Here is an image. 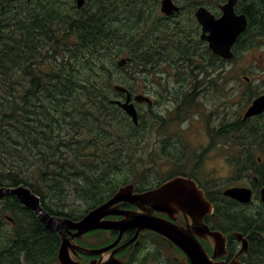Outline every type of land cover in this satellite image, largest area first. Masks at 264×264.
I'll return each mask as SVG.
<instances>
[{
	"label": "trees",
	"instance_id": "obj_1",
	"mask_svg": "<svg viewBox=\"0 0 264 264\" xmlns=\"http://www.w3.org/2000/svg\"><path fill=\"white\" fill-rule=\"evenodd\" d=\"M174 1L180 7L173 14L180 16L175 23H170L172 15H161L159 0H86L80 8L76 0H0V186L24 184L50 214L78 220L120 185L148 180V167L157 161L145 151L144 109L136 106L135 125L111 102L115 84L130 85L124 74L116 77V61L127 53L132 72H143L148 64L168 65L179 70L177 80L203 72L213 74V85L222 84V64L248 47L247 37L264 35V0H240L247 27L233 46V58L221 59L207 44L199 46L193 7L214 8L217 15L224 0ZM263 86L245 82L248 102ZM227 133L241 149L229 159L242 175L251 171L257 187L264 184L259 172L264 168L259 157L264 112L214 131L211 147ZM217 191L221 200L214 202L215 219L235 206L245 210ZM70 198L84 207H69ZM5 214L11 217L9 229L3 226L10 220ZM0 238V264H58L55 233L13 195L0 200Z\"/></svg>",
	"mask_w": 264,
	"mask_h": 264
},
{
	"label": "flooded vegetation",
	"instance_id": "obj_2",
	"mask_svg": "<svg viewBox=\"0 0 264 264\" xmlns=\"http://www.w3.org/2000/svg\"><path fill=\"white\" fill-rule=\"evenodd\" d=\"M238 2H240V0H236L235 10L238 13H241L238 9ZM220 14L221 12L219 9V14L215 15L219 16ZM199 30H201V27H199ZM198 38L201 41V44L199 45L204 47V44L206 43L201 40L200 33L198 34ZM190 58L193 59L192 57ZM186 60L189 61L190 59L186 58ZM179 62L182 64V58L178 60V63ZM168 71L169 69H165L163 66L158 67L156 65L153 66L148 64L143 71V82L141 86L125 85L132 98L135 94L141 92L150 100L141 103V105L144 106L145 135L146 132H149L151 129L157 130L159 127V132H163V123L166 122L165 116H169L167 121L173 117L176 122H186L192 115L199 113L201 110L195 109V106L193 105L195 98L205 97L212 89L213 74H209L205 77L203 72H201L198 78L186 76L183 81L182 78L177 80L176 76L179 74V70H175L172 72L173 75H175V78L173 79L171 77V80H167L166 84L164 82L165 72ZM152 73L158 75L152 76ZM188 79H190L189 82ZM195 80H199V83L193 84ZM126 97L127 92L115 91L113 100L118 99L123 101ZM157 105H159L158 109H156ZM202 116L204 117V121H206L202 134L206 137V139L209 137L208 144L204 148L208 149L212 145L214 131L220 129L223 131L226 130L229 124L228 115L225 111H223L221 119L219 117L214 119V116L206 119L207 115L205 113L199 115L200 118ZM253 118L254 116L248 118L247 121ZM221 139L222 143H225V135H223ZM159 144V152L162 153L164 159L157 161L154 166H149V171L146 173L148 178L147 181L140 183L136 180L130 183L133 185V194H141L155 189L176 177H182L191 182H195L198 189H201L205 193L206 200L209 203L211 202L212 207L210 212H206L203 215L202 224L207 226L210 231H219L225 237L224 244L222 245L220 242H216L212 236L200 235V229L197 226H195L194 229L192 228L193 224L196 225L192 216L185 213L182 207L175 205L170 201H168L169 204H163L161 207L166 211L154 210L150 205L146 204H143L141 207L136 203L130 202V200H121L117 202L114 204L113 210L123 212L133 211L139 213L149 212L163 223L166 222L171 224L176 230L188 233L193 232L192 236L199 241L201 247L204 249L207 257L211 261V264H230L236 260L243 264H264V220L259 219L260 217L252 219V217L247 213L239 212L234 208H229L231 213L223 212L218 219H215L214 202L221 200L219 192H216V189L212 187L208 188V186L198 177L194 170L196 163L194 165H190V159H181L183 156L182 149L191 147L194 150V148L183 140L182 135L163 137L160 139ZM175 147L179 148V150ZM193 153L188 152L184 155V157L189 158ZM194 155L195 153L193 156ZM186 164L187 171L184 169ZM173 165L174 173L172 175H163L168 174ZM259 172L261 176L264 177V171L260 169ZM150 177L161 178L162 181L159 183L151 182ZM206 182H208V180H206ZM147 184L152 185L148 186ZM257 185L258 179L257 177H254L252 181L238 186L251 188L252 197L253 199H256L257 196L255 190H258L259 198L260 189L264 186V184H261L258 187ZM205 187L208 191H206ZM113 194L102 202L111 198ZM258 198L252 206L254 205L258 209L261 208L264 210V205L258 200ZM237 205H242V203L238 202ZM255 210L256 215H264L262 210ZM122 218V214H108L104 217L106 220L114 221ZM220 227H223L226 232L222 231ZM228 229H230L229 233ZM51 231L54 232L58 238V251L61 238L55 231ZM69 231L70 233L68 234V237H70V234L74 233V230ZM235 231L241 233V238H246L247 241V250L239 255L238 252L241 247V241L232 236V232ZM96 233L99 235L98 238L93 236V234ZM89 241H99L101 245L97 248H89ZM69 242L71 246L69 247L70 256L78 264H88L90 262H95L96 264H192L181 246L159 234L157 231L150 228H140L137 224H130L122 231L117 228L92 230L78 237H74L73 239L70 238ZM107 246L111 247L103 251L101 254H86L77 249L73 250L75 247H80L84 251L85 249L96 250Z\"/></svg>",
	"mask_w": 264,
	"mask_h": 264
},
{
	"label": "water",
	"instance_id": "obj_3",
	"mask_svg": "<svg viewBox=\"0 0 264 264\" xmlns=\"http://www.w3.org/2000/svg\"><path fill=\"white\" fill-rule=\"evenodd\" d=\"M85 2L86 0H76V6L80 8ZM235 4L236 0H226L219 6L221 12L219 16H216L203 6L197 8L194 12L195 19L201 26V40L207 43L208 48L214 55L225 60L233 58V46L239 35L247 27V18L245 14L238 13L235 10ZM160 12L166 16L173 15L179 12V5L173 0H160ZM128 59L129 58H122L118 60L117 65L122 67ZM245 79L248 80L247 77H245ZM113 88L116 91L127 92V97L124 101L111 100V102L118 105L129 116L133 124L136 125L138 123V112L128 90L122 85H114ZM133 100L136 102L150 101L143 94L134 95ZM263 112L264 92L252 100L245 110L242 120L257 116ZM9 195L15 196L24 208L30 210L44 228L55 231L61 238L57 251V261L59 264H78L71 258L69 253V247H71L69 242L70 238L73 239L74 237H78L96 229L117 228L122 231L130 224H137L140 228L153 229L169 240H172L184 249L192 264H211V261L201 247L199 241L192 236L193 232L188 233L176 230L171 224L166 222L163 223L149 212L139 213L113 210L114 204L121 200H130V202L136 203L141 207L143 204L150 205L152 209L159 211H166L161 207L163 204H169L168 201H170L182 207L185 213L192 216L196 223V225L193 224L192 228L194 229L195 226H197L200 229V235L212 236L216 242H220L222 245L225 241V237L219 231H210L207 226L202 224L203 215L206 212H210L212 209L211 202L209 203L206 200L204 192L198 189L195 182H191L182 177L173 178L161 186L141 194H133L132 184L122 185L111 198L92 208L78 220H71L67 217L50 214L41 205L40 197L24 184L17 186H0V200ZM223 195L244 204L252 200V190L245 186L227 187L223 190ZM260 200L264 204V186L260 189ZM108 214H122L123 218L116 221L104 219ZM7 217L11 219L9 216ZM69 230H74V233L70 234V237H68L70 233ZM232 236L241 241L238 255L246 251V238H241V233L236 231L232 232ZM110 247L111 246H107L96 250L85 249L84 251L80 247H75L73 250L77 249L86 254H101ZM88 264L96 263L90 262ZM230 264L243 263L236 260Z\"/></svg>",
	"mask_w": 264,
	"mask_h": 264
},
{
	"label": "rangeland",
	"instance_id": "obj_4",
	"mask_svg": "<svg viewBox=\"0 0 264 264\" xmlns=\"http://www.w3.org/2000/svg\"><path fill=\"white\" fill-rule=\"evenodd\" d=\"M212 1L219 0H209V2ZM159 7L160 0L158 4V10ZM213 9L214 8H210L208 10L213 13ZM195 10L196 8L193 7V13ZM179 18L180 16L172 15L170 23H175V21ZM244 42L248 44V47L241 50L235 60L226 61L222 64L224 71L222 84H219V81H217L215 85L212 84L211 91L205 97L195 98L193 105L195 106L196 110L201 109L199 113L192 115L184 123L174 121L173 117L167 121L169 116H165L166 122L163 123V132H159V127L157 130L151 129L149 132H146V135L144 134L146 137L145 151L149 152L151 157H153L156 161H160V139L163 137L182 135L183 140L191 145L194 150L191 147L182 149L183 156L181 159H190V165H194L196 163L194 170L203 183L214 189L219 188L221 191L227 187L244 185V183H248L250 178L254 177V174L249 171L246 175H242L241 172L238 171L236 164L229 159L230 156L233 157L234 155H238L241 149L234 145L235 143L229 138L228 133L225 134V143H222V139L220 138V135H218L216 137L217 144L215 146L209 147L208 149L204 148L208 144L209 137L206 139V137L202 134L206 121H204L203 116L200 118L199 115L205 113L207 115L206 119L210 118L211 116H214V119H216V117L221 119V115L223 111H225L228 115V122L242 118L243 113L250 104L245 95V82H247L245 77H247L248 80L252 82L254 88L264 82V35L255 38H251L249 36ZM199 46L201 47V45ZM127 56L128 54L125 53L123 57ZM176 65L180 66L181 63H178L177 61ZM161 66L162 65L159 64L158 67ZM131 67L132 65L128 60L126 64L120 68V72L116 77L124 74L122 79H125L130 85L141 86L143 82V72L136 70L135 72L131 71V74H128L129 71L127 70H131ZM163 67L165 69H169L168 72H165L164 82L167 84V80H171V77L174 79L175 75H173V71L168 65H164ZM131 75H133V77ZM151 75L157 76L158 74L152 73ZM137 105L138 104H136V106ZM143 107L144 106H142V108ZM158 107L159 105L156 106V109H158ZM231 147L233 149H231ZM188 152H198V154L193 156V153L189 158L184 157V155ZM259 157H261V161L264 162V153L259 154ZM184 169L187 171V164L184 166ZM261 169L264 171V168ZM173 173L174 165L168 174L163 175H172ZM150 178L151 182L156 181L152 177ZM206 180H208V182H206ZM255 201L256 199H253V201L248 205V207L245 208V210L241 209L239 206L235 207L239 212L247 213L252 217V219H256L260 216L255 214V209L262 210L263 212L264 210L261 208L258 209L254 205L252 206ZM69 207L80 209L83 208L84 205L80 201L70 198ZM5 215L9 216V214ZM5 221L6 223L3 226L9 229L11 226V221L7 219H5ZM93 236L95 238L99 237L98 233L93 234ZM3 240V238H0V242ZM100 245L101 243L99 241L88 242L89 248H97Z\"/></svg>",
	"mask_w": 264,
	"mask_h": 264
},
{
	"label": "bare ground",
	"instance_id": "obj_5",
	"mask_svg": "<svg viewBox=\"0 0 264 264\" xmlns=\"http://www.w3.org/2000/svg\"><path fill=\"white\" fill-rule=\"evenodd\" d=\"M199 7H202V6H199ZM199 7H198V8H199ZM203 7H205V6H203ZM249 118H250V117H249ZM247 119H248V118H247ZM40 201H41V200H40ZM41 205H42V202H41ZM42 206H43V205H42Z\"/></svg>",
	"mask_w": 264,
	"mask_h": 264
}]
</instances>
